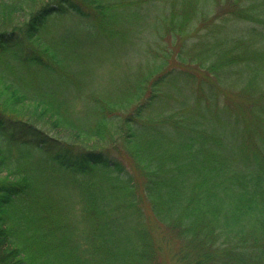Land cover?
Segmentation results:
<instances>
[{"label": "trees", "instance_id": "16d2710c", "mask_svg": "<svg viewBox=\"0 0 264 264\" xmlns=\"http://www.w3.org/2000/svg\"><path fill=\"white\" fill-rule=\"evenodd\" d=\"M156 1L0 0V264H264V0Z\"/></svg>", "mask_w": 264, "mask_h": 264}, {"label": "rangeland", "instance_id": "374dc122", "mask_svg": "<svg viewBox=\"0 0 264 264\" xmlns=\"http://www.w3.org/2000/svg\"><path fill=\"white\" fill-rule=\"evenodd\" d=\"M156 2H159L161 3L162 0H157ZM214 7L217 9V10H220L222 8V5L219 3V4H215ZM160 12V11H159ZM158 12V13H159ZM224 13V12H222ZM221 15V14H220ZM225 15V13L223 15H221V17H223ZM77 17H79V15H74L72 18L69 16H60L58 15L57 17L53 18V19H49L48 20V25L47 27L45 28V38H47L48 40H55L57 39V37H59L61 34L65 33L66 29H68L70 26L73 25L74 23V19H76ZM26 18V15L25 14H19V18L18 19H6L7 22L10 24L11 21H16V20H21L23 21L24 19ZM147 25H148V29L150 31V33L152 34H155L156 31L154 30L155 25L157 23V19H150V18H147ZM229 23V21H228ZM244 25V24H242ZM247 25V23H245V26ZM230 26H232L233 30L235 31H239L238 33H243L245 31V29H243V27H241V24H238V23H229L228 26H226V28H229ZM244 26V27H245ZM248 28V27H246ZM233 33V32H232ZM146 37L148 38H153L152 36H150L149 34L146 35ZM52 42V41H51ZM145 48V44H142L139 49H141V51H143ZM211 49V48H210ZM100 49L98 48L95 53H94V56H95V59L96 61L98 62L100 60ZM210 51V50H208ZM16 60H9V62L6 60V59H3V60H0V65L2 64H5V63H10V64H13ZM109 62L111 63V68L114 67V58L112 56H109ZM121 66H123V62L121 63ZM103 70V69H101ZM110 71V67H108L106 69V73L108 74V72ZM105 73V72H104ZM159 237H160V233L158 232L157 234ZM169 248H172V250H166L163 254L164 258L167 259L168 258H172V254L173 252L175 251V248L177 247V244L173 245V246H170V245H165ZM165 264H174V260L173 258L171 259V261L165 263Z\"/></svg>", "mask_w": 264, "mask_h": 264}]
</instances>
